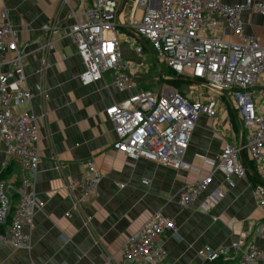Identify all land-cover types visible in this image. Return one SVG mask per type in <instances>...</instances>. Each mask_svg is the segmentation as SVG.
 Returning <instances> with one entry per match:
<instances>
[{
    "label": "crops",
    "instance_id": "1",
    "mask_svg": "<svg viewBox=\"0 0 264 264\" xmlns=\"http://www.w3.org/2000/svg\"><path fill=\"white\" fill-rule=\"evenodd\" d=\"M118 1L114 34L122 60L129 63V89L116 88L111 71L89 85L79 80L83 65L68 32L73 23L69 8L82 16L87 0H0V14L6 13L16 32L32 95L29 102L13 105V110H30L39 117L40 134L39 162L31 177L40 207L22 226L29 248L0 243V264H118L125 240L154 212L175 226V231L165 229L160 235L166 251L160 264H208L198 254L201 249L219 252L213 264H237L240 255L235 250L241 244L242 250L264 252V207L254 197V188L264 185V164L249 155L248 131L239 123L228 95L208 88V97H216L219 109L213 118L198 116L182 156L188 169L130 158L113 148L115 134L105 109L142 90L160 93L167 88L166 80L176 78L163 71L162 78L149 43L131 28L142 15L137 0H128L121 13L122 0ZM240 20L244 32L258 37L264 46V16L244 11ZM187 95L192 101L208 98ZM227 143L242 147L238 158L246 167L245 178L226 176L205 163V159L217 163ZM4 151L0 139V175L18 183L19 168L5 163ZM90 171L100 181L95 193L83 198L69 184L78 183ZM208 172L212 179L205 190L190 204L181 205L179 193ZM213 191L220 197L204 211L201 202ZM253 264L261 262L257 259Z\"/></svg>",
    "mask_w": 264,
    "mask_h": 264
},
{
    "label": "built area",
    "instance_id": "2",
    "mask_svg": "<svg viewBox=\"0 0 264 264\" xmlns=\"http://www.w3.org/2000/svg\"><path fill=\"white\" fill-rule=\"evenodd\" d=\"M118 0H90L78 15L69 8L73 23L69 34L83 63L79 80L89 85L113 72V84L129 89L132 79L129 63L122 60L119 41L115 36ZM142 9L139 20L131 24L134 32L144 38L158 61L175 77L193 79L207 84L212 91L223 90L231 98L241 126L248 131L245 147L257 163L264 164V46L259 38L244 32L240 15L244 11L264 16V2L242 0L225 4L221 0H137ZM23 55L16 32L8 23L5 12L0 14V139L5 163H15L19 180L0 179V243L14 248H29V238L22 226L29 224L40 202L31 181L39 162V117L30 110L16 113L13 105L29 102L31 94L23 72ZM202 83V84H201ZM205 86V85H204ZM219 102L215 96L196 101L166 88L160 93L147 90L132 94L121 103L105 109L112 123L113 148L130 158H144L175 170L188 169L182 160L199 115L216 116ZM242 147L225 144L215 163L226 176L246 177V167L239 161ZM239 153V154H238ZM211 172L179 193L181 205L190 204L211 182ZM100 176L85 173L71 190L83 198L96 191ZM218 191L209 192L201 208L209 211L218 201ZM257 203L264 207V185L254 188ZM165 229L175 231L172 220L154 212L137 229L118 264H160L166 251L159 242ZM242 245V244H241ZM237 264H264V252L255 248L242 250ZM204 261L213 264L219 252L201 249Z\"/></svg>",
    "mask_w": 264,
    "mask_h": 264
},
{
    "label": "rangeland",
    "instance_id": "3",
    "mask_svg": "<svg viewBox=\"0 0 264 264\" xmlns=\"http://www.w3.org/2000/svg\"><path fill=\"white\" fill-rule=\"evenodd\" d=\"M75 47H76V45H75ZM76 52H77V49H76ZM81 63H82V61H81ZM22 64H23V61H22ZM82 65H83V63H82ZM159 67H161V66H159ZM162 67H163V69H164V71L166 72L167 71V68H165V66L162 64ZM83 70V69H82ZM82 72V71H81ZM170 75V74H169ZM171 76V75H170ZM162 78H164V76L162 75ZM177 80V79H176ZM183 83H181L180 85H178V87L177 88H175V89H177L178 91H181V93L182 94H184V95H186V94H189L190 92H192V94H195V95H197V94H201L202 96H204L205 98H207L209 95H210V93H211V91H209L208 90V88L206 87V86H204V85H200V84H196V83H190V82H186V81H182ZM26 85H27V83H26ZM167 88H171L172 89V87H170V86H166ZM28 90H29V92H30V94H31V91H30V88L28 87ZM45 95V94H44ZM32 96V95H31ZM45 97H46V95H45ZM202 97L200 96V98L199 99H201ZM23 103V102H22ZM17 104H19V103H17ZM16 105V104H15ZM245 129V127L243 128V130ZM5 156V155H4ZM137 231V230H136ZM135 231V232H136ZM135 234V233H134ZM133 234V235H134ZM133 235L129 238V239H127V240H125V243H130V241L132 240V237H133ZM124 252V251H123ZM123 255V254H122Z\"/></svg>",
    "mask_w": 264,
    "mask_h": 264
},
{
    "label": "water",
    "instance_id": "4",
    "mask_svg": "<svg viewBox=\"0 0 264 264\" xmlns=\"http://www.w3.org/2000/svg\"><path fill=\"white\" fill-rule=\"evenodd\" d=\"M128 0H122L121 1V3H120V6H119V13H121V11H122V9H123V7L125 6V4H126V2H127ZM134 34V33H133ZM138 36V35H137ZM138 37H140V36H138ZM145 42V41H144ZM145 44H146V42H145ZM147 45V44H146ZM147 47L149 48V51H150V54H151V56H152V58H153V60L157 63V65L159 64L158 63V60H157V58H156V56H155V53L153 52V50L151 49V47L149 46V45H147ZM158 72H159V74L162 76L163 74H162V69L159 67V65H158ZM175 79H181V78H175ZM184 80H186V81H189V82H194V83H199L198 81H196V80H191V79H184ZM202 84V83H201ZM202 85H205V86H208V87H210L209 85H207V84H202ZM222 95H226V92L225 91H223V90H221V91H219Z\"/></svg>",
    "mask_w": 264,
    "mask_h": 264
},
{
    "label": "trees",
    "instance_id": "5",
    "mask_svg": "<svg viewBox=\"0 0 264 264\" xmlns=\"http://www.w3.org/2000/svg\"><path fill=\"white\" fill-rule=\"evenodd\" d=\"M160 64V66H161V69H162V71H163V73H165V74H167V73H170L172 76L174 75L172 72H170V71H164V69H163V67H162V63H159ZM183 81V79H180V80H176V79H171V80H166V82H167V84H168V86H170V87H172V89H174V90H176V91H178L177 89H175V88H177L178 87V85H180L181 83H183L182 82ZM181 95H184V94H182L181 93V91H178ZM3 174L4 173H2L1 175H0V179H2V178H4V177H1V176H3ZM4 228H5V226L4 225H0V233H2L3 232V230H4Z\"/></svg>",
    "mask_w": 264,
    "mask_h": 264
},
{
    "label": "clouds",
    "instance_id": "6",
    "mask_svg": "<svg viewBox=\"0 0 264 264\" xmlns=\"http://www.w3.org/2000/svg\"><path fill=\"white\" fill-rule=\"evenodd\" d=\"M173 77H175V76H173ZM176 78H181V79H183V81H186V80H184V79H189V78H185V77H176ZM191 80H193V79H191ZM186 82H189V81H186ZM191 83V82H190ZM192 83H194V82H192ZM196 84H199V83H196ZM207 87V86H206ZM208 88V87H207ZM190 93H192V92H190ZM221 94V93H220ZM222 95V94H221ZM182 96H186V97H189L187 94L186 95H182ZM190 98V97H189Z\"/></svg>",
    "mask_w": 264,
    "mask_h": 264
},
{
    "label": "bare ground",
    "instance_id": "7",
    "mask_svg": "<svg viewBox=\"0 0 264 264\" xmlns=\"http://www.w3.org/2000/svg\"><path fill=\"white\" fill-rule=\"evenodd\" d=\"M90 3V0H87V4H89Z\"/></svg>",
    "mask_w": 264,
    "mask_h": 264
}]
</instances>
